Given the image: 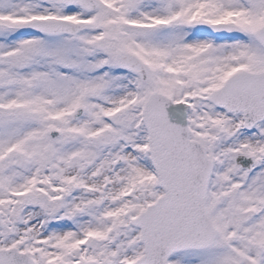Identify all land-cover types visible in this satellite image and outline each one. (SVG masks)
Masks as SVG:
<instances>
[{
	"label": "snow or ice",
	"instance_id": "6c2138e0",
	"mask_svg": "<svg viewBox=\"0 0 264 264\" xmlns=\"http://www.w3.org/2000/svg\"><path fill=\"white\" fill-rule=\"evenodd\" d=\"M0 264H264V0H0Z\"/></svg>",
	"mask_w": 264,
	"mask_h": 264
}]
</instances>
